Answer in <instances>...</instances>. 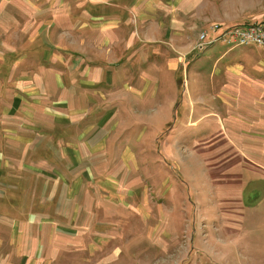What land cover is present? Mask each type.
Instances as JSON below:
<instances>
[{"label":"rangeland","instance_id":"374dc122","mask_svg":"<svg viewBox=\"0 0 264 264\" xmlns=\"http://www.w3.org/2000/svg\"><path fill=\"white\" fill-rule=\"evenodd\" d=\"M48 2L0 0V96L11 97L13 89L22 91L21 86L28 85L26 69L31 67V102L46 99L51 117L61 119L37 123L42 134L36 133V139L48 146L39 156L46 146H34L31 156L68 160L82 174L85 197L90 201L93 192V200L104 206L87 210L90 215L80 219L94 226L92 232L68 233L77 239L76 246H63L55 253L54 243H42L40 258L30 264H264V198L256 204L257 191H264V47L217 41L233 26L264 25V0H180L178 11L170 8L165 10L168 14L151 7L142 23L137 12L141 8L134 7L131 13L123 9L128 0L118 2L115 9L131 16L125 27L131 40L115 47L126 54L131 43L132 60L125 62L128 76L114 72L112 85L98 84L103 93H92L95 98L90 101L69 103L72 117L55 99L61 93L60 81L69 86L77 78L75 71L65 72L72 56L61 54L64 48L83 46L84 51L93 48L91 58L102 55L92 41L76 36L74 17L79 11L68 9L66 1L43 7ZM83 27L87 32L88 26ZM168 48L179 53V59L168 54ZM120 50H107L106 58L122 57ZM18 62L23 66L15 74ZM68 88L74 91L75 82ZM76 105L80 115L86 114L80 131L92 127L84 136L74 129L79 125L69 126L77 119ZM45 106L35 104L31 111L47 117ZM219 111L227 120L202 117ZM211 122L225 125L224 139L241 146V139L254 143L253 149L245 145L242 149L251 154L244 158L248 167L244 179L253 173L245 187L226 183L220 176L226 145L220 135H211ZM247 124L248 131L259 130V135L236 136L237 141L229 133L234 132L232 127L239 131ZM59 138L72 150L83 146L82 162L78 150V155L66 150L68 158L62 159ZM91 173L100 179L97 186L89 180ZM234 192L247 198L245 204L256 205L241 206ZM7 202L24 210L0 209V239L12 229L6 221L23 219L32 201L30 197ZM3 250H9L8 243Z\"/></svg>","mask_w":264,"mask_h":264},{"label":"crops","instance_id":"0c3cea01","mask_svg":"<svg viewBox=\"0 0 264 264\" xmlns=\"http://www.w3.org/2000/svg\"><path fill=\"white\" fill-rule=\"evenodd\" d=\"M42 1H49V5H45L43 7L50 6L52 2H57L63 5V2L66 1V7L68 9L74 8L76 11H79L78 15L74 17L75 26L73 27V21L70 22L69 25L75 28L76 36L79 35L77 37H80L81 35L83 40L88 42L92 41L93 47H100L98 48V51L102 55V57L99 58H91L90 56L94 55L93 48L92 51H84L82 48L83 46L79 47L77 50L64 48V54H61V56L64 55L66 57L68 54L72 56V63L67 64V66L65 65V72L72 70L75 71L77 75V78L74 76L73 79L70 80L71 84L69 86H66L60 81L61 93L55 99L58 100L57 103L60 104L61 111H63L64 114L68 113L67 105L69 103L74 102L75 104H78L84 100L90 101L95 98L92 93H103L102 91L99 92L97 88L98 84L107 83L108 85H112L115 81L113 75L114 72H117L116 74L118 76L122 74V78H126L128 76L129 72H127V75L125 74L127 67V63L125 62L132 60V50L130 49L131 43L128 46V52L126 54H124L123 49H118H121L120 54L123 55L122 57L116 60H109L106 58L107 50L118 51L115 47H118L122 40H131V33L126 34L125 31L126 24L131 23V16L129 15L126 18L123 9H130L132 13V8H141V10L137 12L139 14L140 22L142 23L143 19L144 21L147 20V11L153 6L156 8L160 7L163 11L170 8L178 11L180 8L179 6L181 5L180 0H128L129 5L127 7L123 6V9L119 8L116 10L115 7H117L118 2L124 0ZM38 7L43 8L42 6ZM111 9L112 11H116V13L111 14ZM49 10H51L50 7ZM165 12V14H168L167 11ZM162 19H164V17H162L161 20ZM83 26H88V28L86 27L87 32L84 31ZM161 30L164 33L163 30H165V28L163 27ZM120 32H123L122 39H119L117 35L121 34ZM167 52L173 57H176V59H179L180 54L175 52L172 48H168ZM25 61L26 59L24 62ZM22 66L23 65L18 62L17 65H14L13 68H15V71L13 72L16 74ZM61 68L64 69V65ZM26 70L28 72L26 74L25 82H27L28 85L26 87L21 86L22 91L13 89L14 92L11 97H8V95L0 96V103L5 105V107H0V200L5 199L3 204L0 202V209H3V211L13 210L12 213H21L24 209H21L20 206L17 207L16 205L19 212H15L16 208L14 209L13 204L10 205L7 200H9V202H13L22 198L23 200L28 201L31 197L32 202L29 213L26 214V212H24V214L21 215V217H24L23 219H12V222L6 221L12 229L6 231L4 236L1 235V252L4 249L5 243L9 244V250L7 252L3 250L4 253H0V264L36 263L37 261H35V258H40L41 250H43L42 243L45 242L55 244V248L53 249L55 253L58 250H63L65 246L69 248L76 246L78 244L77 239L74 238L72 234L69 235L68 233H83L86 230V232H92L94 226L84 224L80 219L85 215H90L87 210H99L103 205L102 203L95 202L93 200V192L90 201L88 196L85 197V192L87 194L88 192L80 179L82 174L80 176L76 169L72 168L71 165H68V160H61L60 156H55L56 159H58L57 161L54 160V156L45 155L44 157L42 156L38 159H34V155L31 156L34 146L36 147L38 145L43 147L44 144L46 146L43 147L45 148L44 150L43 148L40 149L37 156L43 154L48 146L47 143H40L42 139H36V133L40 135V137L42 134V132H38L40 131V128L37 126V123L39 124V122H45H42V120H45L46 118H48L47 121H61V119L56 120L51 117V106H45L46 104H49L46 102V99H42L41 97L38 101L33 100L31 102V67ZM62 72L65 73L64 71H60V73ZM15 74H13L12 77H14ZM20 77L21 75H19L18 79H21ZM39 80L41 81V78ZM73 82H75L76 89L74 91H70L71 89L68 87L73 86ZM124 82H126V80L123 81V83ZM21 88L18 87V89ZM33 99H35V97H33ZM98 99H100L99 96ZM98 99H95L96 103H99ZM35 104H40L41 107L45 106L49 112L47 113L48 116L43 117L38 113V111L37 114H35L34 111H31V108H34L33 106ZM72 111L73 110H71V112ZM74 111V116H76L77 119L75 123H72L69 126L79 125V127L74 129L76 133L80 132L79 134L84 136L91 130L92 127L85 130L82 129V131H80V127L83 125L84 116L86 114L83 115V113H81L80 115L79 111H81V108L77 105ZM97 112H99V110ZM69 114H71L70 117L73 116V113H68L67 116H69ZM202 117H217V119L221 122L222 119H226L220 111L216 114L205 113ZM190 119L192 120L194 118L190 117ZM35 123L36 126L34 125ZM191 124L196 125V123ZM218 124L216 123L213 126V123L211 122L210 127H213L211 135L218 134L220 135V140H225L224 144L226 145V149L224 147L223 149H225L226 152V160L223 161L225 164H223V162L219 163V169L221 172L220 176L225 177L222 179H224L223 181H226V183H244L245 187L247 184L251 183L250 178L253 173L249 171L250 175L247 181L244 179L247 171L246 168H248L245 166L244 158L249 159L251 154L249 153V155H247L242 151V149L245 145V149L251 150L254 148V143H244L242 141L243 139H241V146L240 144L235 143L231 138L224 139V136L228 135L227 128L224 124H222V126L221 124L220 126ZM238 128L239 131H237V127L236 129L232 127L234 132H229L233 135L235 140H237L236 136L249 137L259 135V130L254 131L253 129L248 131V128H251L248 124L246 125V128L241 125ZM58 141L60 143L58 151L61 156H63L62 159L68 158V156L64 153L66 150H68V152L70 150V155H73V152L77 153L80 151L79 157L82 162L83 155L81 153L84 151L83 146H81V149L79 150L75 149L78 150L75 151L69 148V146H66L68 143H65V139L59 138ZM78 144L79 143H77V145ZM77 155H74V157L76 158ZM211 164L213 165L215 163L211 162ZM207 166L209 165L207 164ZM66 168H69V170ZM85 177L88 178V176ZM89 178V180L93 179L91 182L93 185L97 186V181L100 179L96 178L93 173L89 174ZM263 193L264 191H257L256 195L260 197L256 198V204L264 198ZM234 194L235 195L233 197L237 200L239 199L238 201H241V206L247 205L244 202V200L247 199L246 197L241 196V193H238L240 196H238L236 192H234ZM256 204H248L247 206L251 207ZM3 205L5 209L2 207ZM25 216L27 217L26 220H24Z\"/></svg>","mask_w":264,"mask_h":264},{"label":"built area","instance_id":"2783aa9c","mask_svg":"<svg viewBox=\"0 0 264 264\" xmlns=\"http://www.w3.org/2000/svg\"><path fill=\"white\" fill-rule=\"evenodd\" d=\"M217 41H223L229 46L257 45L264 47V25L233 26L227 30H223V34L218 36Z\"/></svg>","mask_w":264,"mask_h":264}]
</instances>
